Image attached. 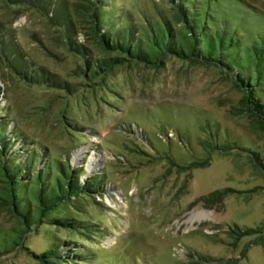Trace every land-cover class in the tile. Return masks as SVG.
<instances>
[{
    "label": "rangeland",
    "instance_id": "1",
    "mask_svg": "<svg viewBox=\"0 0 264 264\" xmlns=\"http://www.w3.org/2000/svg\"><path fill=\"white\" fill-rule=\"evenodd\" d=\"M212 1L216 27L230 23L245 49L264 37V0ZM112 3L129 18L140 10L172 17L167 0ZM0 21L4 37L71 91L1 74L0 117L12 123L6 134L16 129L28 149L47 148L51 159L67 157L72 168L106 181L99 204L83 207L102 236L57 237L85 248L94 259L88 264H264V129L245 111V91L228 72L170 59L160 70L123 66L90 82L82 60L58 42V32L33 6L0 0ZM257 70L263 79L260 85L253 79L254 93L264 103V69ZM195 214L203 217L191 220ZM0 216L10 226L9 215ZM47 248L41 232L31 233L13 253L0 249V264H39L36 255Z\"/></svg>",
    "mask_w": 264,
    "mask_h": 264
},
{
    "label": "trees",
    "instance_id": "2",
    "mask_svg": "<svg viewBox=\"0 0 264 264\" xmlns=\"http://www.w3.org/2000/svg\"><path fill=\"white\" fill-rule=\"evenodd\" d=\"M4 1L8 6H33L43 14L58 32V42L82 60V76L90 82H103L105 76L123 66L143 64L160 70L170 59L217 64L230 74L239 90L245 91L240 102L251 118L257 116L264 129V103L256 98L253 80L256 78L260 85L263 79L257 69H264V37L245 49L230 23L216 27L220 18L218 13H211L212 0H167L172 17L158 11L156 19L141 10L137 18H129L111 9L116 0ZM5 26L0 21V79L7 73L12 81L15 78L27 85L71 92L65 83L30 60L14 38L4 37ZM81 34L96 50L80 41ZM95 51L103 57H93ZM246 66L255 71L254 77H248ZM3 93L0 84V96ZM8 122L0 117V214L10 218V226H6L0 216V249L5 255L11 254L22 247L28 235L41 232L48 248L36 255L39 264L93 262L85 248L56 234L90 240L102 236L104 229L84 216L83 207L99 204L96 198L104 196V176H86L84 168H72L67 157L51 159L47 148L28 149L25 135L16 129L6 134L12 124ZM18 144L21 146L16 149ZM228 192L215 193L208 200H220Z\"/></svg>",
    "mask_w": 264,
    "mask_h": 264
},
{
    "label": "bare ground",
    "instance_id": "3",
    "mask_svg": "<svg viewBox=\"0 0 264 264\" xmlns=\"http://www.w3.org/2000/svg\"><path fill=\"white\" fill-rule=\"evenodd\" d=\"M203 216H201L200 214H195L191 220H195V219H201Z\"/></svg>",
    "mask_w": 264,
    "mask_h": 264
}]
</instances>
